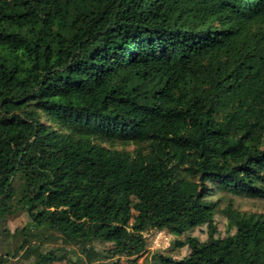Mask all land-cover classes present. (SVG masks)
Listing matches in <instances>:
<instances>
[{"label":"trees","instance_id":"obj_1","mask_svg":"<svg viewBox=\"0 0 264 264\" xmlns=\"http://www.w3.org/2000/svg\"><path fill=\"white\" fill-rule=\"evenodd\" d=\"M235 197L264 199V0H0V264H118L151 230L191 259L218 217L208 264H264Z\"/></svg>","mask_w":264,"mask_h":264},{"label":"rangeland","instance_id":"obj_2","mask_svg":"<svg viewBox=\"0 0 264 264\" xmlns=\"http://www.w3.org/2000/svg\"><path fill=\"white\" fill-rule=\"evenodd\" d=\"M235 207L243 211L251 212H264V199H252L245 197L234 198ZM34 216L32 211L22 212L17 216L11 217L8 222V227L13 230L16 227H22ZM224 220L222 218H215V223H211L202 227L200 237L206 239V242L199 246L200 253L191 259L186 257L187 251L184 246L185 240L183 237H176L170 233L162 231V234L158 237V246L154 244V239L158 233L156 230L148 231L145 234L147 241V249L145 252L137 257V259H129L127 257H112L104 261V263H111L114 260H118V264H152V255L154 253L164 251L171 256L169 264H208V262L214 257L213 248L217 244L219 239V232L223 228ZM215 224L216 230L215 231ZM32 230V229H31ZM4 235H0V240H4ZM51 243H54L53 241ZM13 244V240L8 238L6 241H2L0 244V251L4 250L7 245ZM33 254L37 255L34 250H29L25 253L24 257L30 258ZM47 264H69L64 261H57L54 259H47Z\"/></svg>","mask_w":264,"mask_h":264},{"label":"built area","instance_id":"obj_3","mask_svg":"<svg viewBox=\"0 0 264 264\" xmlns=\"http://www.w3.org/2000/svg\"><path fill=\"white\" fill-rule=\"evenodd\" d=\"M162 234V231H158L155 239H154V244L158 246V237Z\"/></svg>","mask_w":264,"mask_h":264}]
</instances>
